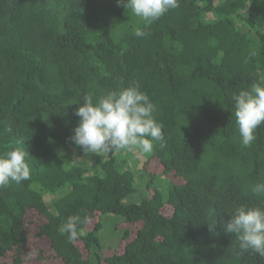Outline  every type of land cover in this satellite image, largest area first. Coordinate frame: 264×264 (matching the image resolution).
I'll list each match as a JSON object with an SVG mask.
<instances>
[{"label":"trees","instance_id":"obj_1","mask_svg":"<svg viewBox=\"0 0 264 264\" xmlns=\"http://www.w3.org/2000/svg\"><path fill=\"white\" fill-rule=\"evenodd\" d=\"M261 80L264 0H179L146 27L116 0H0V153L24 146L31 169L0 187V264H264L223 229L237 206H264L251 191L264 124L244 147L232 99ZM133 83L163 139L87 163L70 141L76 107ZM104 214L123 217L113 248Z\"/></svg>","mask_w":264,"mask_h":264},{"label":"clouds","instance_id":"obj_2","mask_svg":"<svg viewBox=\"0 0 264 264\" xmlns=\"http://www.w3.org/2000/svg\"><path fill=\"white\" fill-rule=\"evenodd\" d=\"M116 3L130 9L133 15L145 22V27L179 7V0H116ZM146 35L143 28L135 29L137 38ZM232 99L241 143L249 147L257 138L256 129L264 124V80L253 83L249 89L240 90ZM155 110L149 96L136 83L108 90L95 100L92 96H85L83 103L75 109L78 123L72 130L70 141L85 153L134 149L151 153L153 141L163 139L161 126L154 117ZM27 155L22 145L0 153V187L10 182L29 180L31 169ZM251 191L264 197V182L252 185ZM80 223V216H69L59 227V232L74 240ZM215 224L216 221L208 223L210 231L214 230ZM223 229L236 236L242 250L264 256V206H237L230 218L223 222Z\"/></svg>","mask_w":264,"mask_h":264},{"label":"rangeland","instance_id":"obj_3","mask_svg":"<svg viewBox=\"0 0 264 264\" xmlns=\"http://www.w3.org/2000/svg\"><path fill=\"white\" fill-rule=\"evenodd\" d=\"M75 146V145H74ZM102 154L99 153H85L81 155V157L84 158V160L92 164L96 159L99 157L101 158ZM99 158V159H100ZM143 160V158H140ZM156 182H159L158 179H156ZM165 189V187H164ZM150 191V190H148ZM147 194L143 192V190H140L138 192H135L134 194H131L128 196L124 202L126 203H139ZM123 217L120 215H115V214H104L101 216V223H102V228L98 234L99 236V242L102 246L103 249H106L108 247H115L116 242L118 241L119 236L121 235V230L116 229V225L119 223H123ZM118 248V247H117Z\"/></svg>","mask_w":264,"mask_h":264}]
</instances>
